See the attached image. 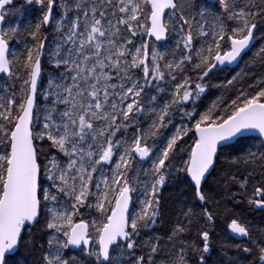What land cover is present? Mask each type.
<instances>
[{
  "label": "snow or ice",
  "instance_id": "6c2138e0",
  "mask_svg": "<svg viewBox=\"0 0 264 264\" xmlns=\"http://www.w3.org/2000/svg\"><path fill=\"white\" fill-rule=\"evenodd\" d=\"M0 81V264H264V0H0Z\"/></svg>",
  "mask_w": 264,
  "mask_h": 264
},
{
  "label": "trees",
  "instance_id": "16d2710c",
  "mask_svg": "<svg viewBox=\"0 0 264 264\" xmlns=\"http://www.w3.org/2000/svg\"><path fill=\"white\" fill-rule=\"evenodd\" d=\"M20 0H17V6H19ZM34 18L33 16H29L27 13H25L24 19L21 21V24L23 25V23L28 20ZM17 18L16 17H12L10 18V20L6 21L5 26H7V23H11L14 22ZM248 57H245V60H247ZM45 60H47V57H45ZM244 61H241V66H243ZM235 68V67H234ZM237 71H239V69H236ZM257 71H259V68H257ZM217 83H219V81H216ZM0 83H2V81H0ZM218 95L216 89H210L209 93L204 97V104L207 105L208 103L211 102L212 99L215 98V96ZM254 219V221L256 223H260L261 217L259 215H254L252 217ZM217 239H219V237H217ZM228 255H234V252L232 250H229ZM211 258L214 261L217 260H226L228 257L221 251L219 245H217L216 249L211 253Z\"/></svg>",
  "mask_w": 264,
  "mask_h": 264
},
{
  "label": "water",
  "instance_id": "95a60500",
  "mask_svg": "<svg viewBox=\"0 0 264 264\" xmlns=\"http://www.w3.org/2000/svg\"><path fill=\"white\" fill-rule=\"evenodd\" d=\"M231 67H233V68H234V67H235V65H233V66H231Z\"/></svg>",
  "mask_w": 264,
  "mask_h": 264
}]
</instances>
